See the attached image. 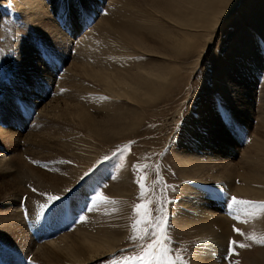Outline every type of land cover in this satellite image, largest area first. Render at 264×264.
I'll use <instances>...</instances> for the list:
<instances>
[{
	"label": "rangeland",
	"instance_id": "obj_1",
	"mask_svg": "<svg viewBox=\"0 0 264 264\" xmlns=\"http://www.w3.org/2000/svg\"><path fill=\"white\" fill-rule=\"evenodd\" d=\"M212 3L174 50L181 33L152 0H0V264H58L45 256L61 236L105 247L78 264H132L162 215V264H264V210L230 207L264 201V0ZM157 72L143 100L126 83ZM81 112L124 127L92 133ZM22 167L52 192L22 189ZM49 195L61 197L50 210Z\"/></svg>",
	"mask_w": 264,
	"mask_h": 264
},
{
	"label": "bare ground",
	"instance_id": "obj_2",
	"mask_svg": "<svg viewBox=\"0 0 264 264\" xmlns=\"http://www.w3.org/2000/svg\"><path fill=\"white\" fill-rule=\"evenodd\" d=\"M161 9L163 13V19L168 21H173L174 27L176 26L181 34L180 37H176L175 41L171 44L172 48H178L179 46L183 45V42L188 40L191 33L199 31V26L194 25L195 22L199 21V18H203L206 14L213 13V3L212 0H152ZM219 4H233L236 0H215ZM56 3V2H55ZM58 5V4H57ZM161 6V7H160ZM225 11H222L224 13ZM119 16V15H118ZM221 17V14L220 16ZM216 19V20H215ZM214 19V24L217 23V16ZM111 26L119 35H123L126 33V28L121 22L119 21L118 17H114L111 20ZM178 45V46H177ZM177 46V47H175ZM165 73V72H164ZM163 72H157L154 75L156 77H150L145 75L144 77L140 78H127L126 83L133 89H140L142 92L139 95V98L142 100L144 96H150L157 92L156 86L160 87L163 84L164 79L166 78V74ZM93 78V76H92ZM101 78L98 79L100 81ZM106 81V80H105ZM158 90V92H159ZM157 92V93H158ZM128 99H133L134 96H131L127 93L126 95ZM61 105H65V109H61V115H67V101H63ZM77 120L79 124L88 128L92 133H101V132H110L112 130H120L124 126L118 124L112 117H105L101 118L97 121H91L88 124L84 123L81 119L84 118V113H76ZM5 170L0 168V173L4 172ZM249 178L252 180H258L257 174L254 171H251L248 174ZM23 181L31 182L33 186L38 190L39 195L36 196H46L52 192L53 183H46L42 177H40L37 173V168L35 167H22L19 170V184L23 189ZM68 181L66 179H57L54 183V186H62L67 185ZM31 185V184H30ZM48 189V190H47ZM244 191V189H241ZM24 191V190H23ZM34 192L33 193H37ZM77 203V202H76ZM75 203V205H76ZM17 206L19 205L18 202H14ZM15 206V205H14ZM16 206V207H17ZM68 212L70 210L68 209ZM7 217L10 218L9 224L15 222V220H21L20 214L15 211L7 212ZM19 218V219H18ZM38 222L35 223V227L37 228ZM43 224V223H41ZM44 225V224H43ZM34 227V228H35ZM48 231H50L49 227H46ZM50 234V233H48ZM107 241V239H104ZM103 241V242H104ZM58 242H63L64 248L57 254L50 246H48V252L52 253L50 255L45 256V261L49 262H58V264L69 263V264H78L81 262H85L98 254L104 252V246L102 243H89L84 238L79 236H61L59 240H54V243L58 245ZM106 243V242H105ZM42 257L41 255L39 256ZM47 263V262H46Z\"/></svg>",
	"mask_w": 264,
	"mask_h": 264
},
{
	"label": "snow or ice",
	"instance_id": "obj_3",
	"mask_svg": "<svg viewBox=\"0 0 264 264\" xmlns=\"http://www.w3.org/2000/svg\"><path fill=\"white\" fill-rule=\"evenodd\" d=\"M105 159H107V157H105ZM85 175H88V173H86ZM138 183H140V181H138ZM104 187H106V185ZM143 190H144V185L141 183V191L143 192ZM47 198H48L49 204L46 205L45 207H49V210L55 204V202L61 200V197L54 196V195H49ZM92 201L93 203H96V204L109 203V202L114 203V201H110L109 198L106 197L102 191H95V195L92 197ZM231 201H232V204L230 205V207L235 206V205H244L246 206L245 211H247L248 208H252V207H258L261 210H264V201L238 200L236 197H231ZM142 207L144 208V215L149 216L150 212L147 206H142L140 204L136 205L138 214ZM161 225H163V227H161ZM157 229H159V231H157ZM234 230L237 232L240 231V229H234ZM145 236H151V240L141 246L142 247L141 253L134 257H125V259L131 261L132 264H162L165 253H167L168 251L166 247L167 240L170 238L168 235L167 218L162 215L160 222L155 224L152 229H148L145 232ZM157 236H159L160 239H157L156 238ZM137 238L138 237H133V239H137ZM258 242L264 243V238L260 239ZM231 243L235 244L236 241H232ZM158 248H159V251H158Z\"/></svg>",
	"mask_w": 264,
	"mask_h": 264
}]
</instances>
